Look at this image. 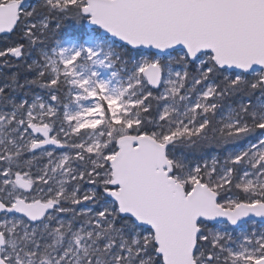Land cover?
Masks as SVG:
<instances>
[{
	"label": "snow or ice",
	"instance_id": "6c2138e0",
	"mask_svg": "<svg viewBox=\"0 0 264 264\" xmlns=\"http://www.w3.org/2000/svg\"><path fill=\"white\" fill-rule=\"evenodd\" d=\"M0 264H264V0H0Z\"/></svg>",
	"mask_w": 264,
	"mask_h": 264
}]
</instances>
